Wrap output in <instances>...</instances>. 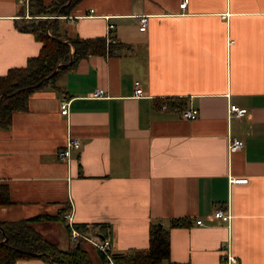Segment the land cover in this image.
Wrapping results in <instances>:
<instances>
[{
	"label": "crops",
	"instance_id": "obj_1",
	"mask_svg": "<svg viewBox=\"0 0 264 264\" xmlns=\"http://www.w3.org/2000/svg\"><path fill=\"white\" fill-rule=\"evenodd\" d=\"M180 1L80 0L50 15L61 36L119 45L58 73L0 127V181L11 200L0 205L1 220L41 216L31 227L66 249L71 211L74 224H104L118 254L147 248L150 224L185 217L188 225L169 227L162 264H220L227 238L241 264H264V0H187L183 9ZM30 17L29 1L0 0V75L39 54L42 41L20 27ZM96 88L105 96L91 97ZM229 103L247 113L229 116ZM189 107L194 119L182 116ZM67 135L80 146L65 161L56 152ZM230 137L243 147L229 153ZM238 177L247 181L231 180ZM218 206L229 208V223L210 216Z\"/></svg>",
	"mask_w": 264,
	"mask_h": 264
},
{
	"label": "trees",
	"instance_id": "obj_2",
	"mask_svg": "<svg viewBox=\"0 0 264 264\" xmlns=\"http://www.w3.org/2000/svg\"><path fill=\"white\" fill-rule=\"evenodd\" d=\"M29 14L62 15L69 11L80 0H53L49 5L43 0H28ZM21 28L34 33L42 41L39 54L30 57L21 67L10 68L0 75V127L10 123L15 110L26 107L27 97L48 82H53L56 75L71 68L80 58L92 54H104L119 44L107 41L103 36L73 37L61 36L54 20L51 18L31 17ZM9 187L0 181V205L10 203ZM33 218L16 220L0 219V264H13L17 259L39 258L47 264H93L88 251L81 246L82 241L71 242L66 248H60L44 238L29 224ZM47 219L61 218L45 216ZM185 217L172 218L169 227L188 225ZM82 231L107 237V227L102 223L75 224ZM169 227L152 223L148 230V247L132 249L126 253L113 254L115 264H162L169 258ZM102 259L104 260L103 256ZM173 264V263H170Z\"/></svg>",
	"mask_w": 264,
	"mask_h": 264
},
{
	"label": "built area",
	"instance_id": "obj_3",
	"mask_svg": "<svg viewBox=\"0 0 264 264\" xmlns=\"http://www.w3.org/2000/svg\"><path fill=\"white\" fill-rule=\"evenodd\" d=\"M21 2H28V0H20ZM187 4V0H181L179 2V7L181 9L185 8ZM93 11L92 8L87 9V13H91ZM40 17V16H36ZM138 29L141 31H145L148 25V15L141 13L137 15ZM108 28L113 27V23H108ZM135 96L142 95V88L139 86V81H134ZM91 97H102L105 96V91L102 88H96L89 94ZM68 100L61 99L59 103V109L61 114L68 113ZM227 112L229 116L241 117L247 113V108L245 106H239L235 103H229L227 107ZM182 116L186 119H194L197 116V109L194 107L185 108L181 111ZM244 145V142L241 138L230 137L227 144L228 152H233L239 150ZM80 146V140L71 135H67L64 145L57 150V157L61 160L67 161L71 154V149H77ZM233 182H246V177H238L231 178ZM210 216L212 218L221 219L226 221V223L230 222L231 213L227 206H218L215 207ZM63 219L67 222L68 227V235L71 242L82 241L89 243L92 245L97 251L103 256L105 260V264H115L113 261V254L111 252V243L107 237H103L98 234L91 233L90 231H82L76 227V225L72 221L71 211H67L63 214ZM195 222L197 224H204L202 219H196ZM90 227V225H89ZM220 264H241L237 255H235L230 248L228 238L226 240H222L220 243Z\"/></svg>",
	"mask_w": 264,
	"mask_h": 264
},
{
	"label": "rangeland",
	"instance_id": "obj_4",
	"mask_svg": "<svg viewBox=\"0 0 264 264\" xmlns=\"http://www.w3.org/2000/svg\"><path fill=\"white\" fill-rule=\"evenodd\" d=\"M29 15H32V14H29ZM50 15H53V14H48V15H35V16H31V17L42 16V17L51 18ZM31 17H30V19H31ZM28 20H29V18H28Z\"/></svg>",
	"mask_w": 264,
	"mask_h": 264
},
{
	"label": "water",
	"instance_id": "obj_5",
	"mask_svg": "<svg viewBox=\"0 0 264 264\" xmlns=\"http://www.w3.org/2000/svg\"><path fill=\"white\" fill-rule=\"evenodd\" d=\"M159 225H161V223H158Z\"/></svg>",
	"mask_w": 264,
	"mask_h": 264
}]
</instances>
